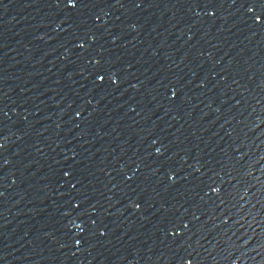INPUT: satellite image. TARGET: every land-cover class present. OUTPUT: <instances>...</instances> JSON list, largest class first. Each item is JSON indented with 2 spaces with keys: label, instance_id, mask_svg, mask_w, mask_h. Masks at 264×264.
<instances>
[{
  "label": "water",
  "instance_id": "1",
  "mask_svg": "<svg viewBox=\"0 0 264 264\" xmlns=\"http://www.w3.org/2000/svg\"><path fill=\"white\" fill-rule=\"evenodd\" d=\"M0 264H264V0H0Z\"/></svg>",
  "mask_w": 264,
  "mask_h": 264
}]
</instances>
